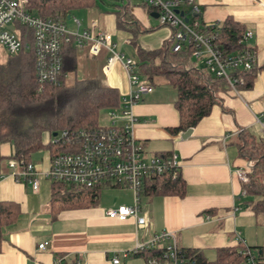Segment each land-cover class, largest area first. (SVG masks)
<instances>
[{"label":"crops","instance_id":"0c3cea01","mask_svg":"<svg viewBox=\"0 0 264 264\" xmlns=\"http://www.w3.org/2000/svg\"><path fill=\"white\" fill-rule=\"evenodd\" d=\"M195 3L199 7L197 16L200 24L220 23L231 17L251 31L252 36L247 43L255 50L257 67H261L264 63V0H195ZM125 5L129 6L135 18L136 24L133 27L142 32L134 35L129 29L120 27L131 34L130 37L123 38L124 45L131 44L135 47L139 35L165 26L158 22L156 27L149 22L146 14L157 17L144 2L141 3V8H134L130 3ZM71 17L69 15L66 19ZM93 21L96 23L95 31L108 32L116 50L124 53L110 31L98 28L97 21H88L80 29L81 23L76 20V29H88ZM112 24L114 23H109L107 28ZM117 25L119 27L118 18ZM167 28V31L160 30L159 41L152 48L138 45L146 49L159 48L171 35V28ZM147 29L150 30L145 31ZM65 46L71 47L77 66L78 59H82L85 75L96 73L110 87L115 88L121 98L128 94L130 85L125 69L118 61L107 64L109 54L105 49L94 56L87 46ZM9 56L11 55L3 48L0 49V66L7 62ZM128 57L136 60L135 48L134 56ZM152 86V92L143 93L140 100L132 106V112L137 118L133 136L143 145L146 158L177 154L180 175L186 184L185 195H142L141 214H146L148 218L144 228L137 227L134 218L118 221L106 216L109 208L130 205L134 199L130 188L125 187L121 192V188L114 185H103L101 189H112L109 192L113 199L111 202H107L108 194H101L100 191L95 206L63 210L52 219L49 212L50 181L40 175L39 187L35 191L29 183L15 178L11 168H0V174H4L0 179V201L17 202L21 208V215L16 223L5 233L0 264H55L58 258L62 259L63 264H77V260L80 264H113L114 256H118L120 260L117 264H145L141 257L133 254L124 257L122 252H131L136 243L146 242L154 234L164 230L175 232L176 243L180 248L200 249L210 260L214 257L216 248L237 246V238L241 240L240 245L248 247L252 255L254 249L257 254L261 252L260 247H263L264 252V236L258 239L257 232L253 234L258 220L245 206L248 198L234 174L236 168L247 164L239 156L235 143L239 131L248 129L256 136H259L256 131H260L262 135L257 119L264 107V71L257 72L251 88L236 86L237 92L228 87L226 91H220L217 94L220 104L214 105L210 115L192 127L191 134L185 139L180 137L182 131L177 134L169 131L179 121L173 106V92L166 87ZM3 145L0 144L1 157H5L1 155L6 150ZM8 149L10 154L6 157L12 153L11 145ZM49 164L50 158L47 165L36 168L39 172H44ZM261 220L260 225H264V218ZM44 242L47 243L45 249H39L38 245Z\"/></svg>","mask_w":264,"mask_h":264},{"label":"trees","instance_id":"16d2710c","mask_svg":"<svg viewBox=\"0 0 264 264\" xmlns=\"http://www.w3.org/2000/svg\"><path fill=\"white\" fill-rule=\"evenodd\" d=\"M95 3L96 0H25V8L35 14L63 22L74 11L90 9ZM116 13L119 27L129 29L134 35L142 32L133 27L136 21L128 5L122 6ZM19 28L20 32L24 31ZM199 31L205 35L215 34L213 45L224 56L246 48V44L241 41L246 27L231 17L216 23L214 27L202 23ZM24 43L30 44V39H24ZM70 49V46H65L62 52V71L68 77L62 79L59 85L47 84L40 90L35 78L32 48L9 56L7 62L0 66V142H9L12 147V153L6 157L7 160L30 163V155L35 151L46 149L50 157L56 151H66L68 147L65 145L43 142V135L103 126L99 123L101 111L118 110L122 107L119 92L96 73L69 81V77L77 70V59ZM192 51V45L173 51L169 40L156 49L135 45V62L139 76L151 85H155L161 78L175 90L173 106L179 121L177 126L169 128L173 134L196 126L201 119L210 115L213 106L220 104L217 94L230 88L224 79L215 77L203 64L195 60ZM259 70L264 71V63L260 68L254 63L250 70H235L233 74L239 79L236 86L251 88ZM235 143L239 156L251 163L246 172L248 180H239L244 195L248 198L245 206L255 216L264 218V135L262 133L256 136L248 129H241ZM4 158L0 156V163ZM3 175L0 174V178ZM15 178L28 183L20 177ZM185 186L180 171L172 178L169 170L147 178L139 191L140 198L142 195L183 197ZM102 188L103 186L84 188L51 181L49 212L52 219L63 210L95 206ZM20 215L21 208L17 202L0 201V251L6 231L16 223ZM177 247L191 264H246L249 257L241 252L249 248L240 244L216 248L211 260L200 249ZM260 250L261 252L253 256L264 264L263 247ZM162 252L161 248H149L131 254L141 257L146 264L147 257H159Z\"/></svg>","mask_w":264,"mask_h":264},{"label":"built area","instance_id":"2783aa9c","mask_svg":"<svg viewBox=\"0 0 264 264\" xmlns=\"http://www.w3.org/2000/svg\"><path fill=\"white\" fill-rule=\"evenodd\" d=\"M144 3L157 13V20L161 25L171 28L168 39L171 50L179 51L185 45H192V57L203 64L209 73L224 79L237 92L236 83L239 79L233 72L238 69L250 70L256 60L255 50L247 43L252 36L251 31L246 30L242 36L241 41L246 44L244 50L224 56L213 45L216 35H205L199 31L201 24L196 17L199 7L195 0H144ZM176 10L183 14L180 15ZM215 24L208 25L214 27ZM19 27L24 31L20 32ZM95 27L96 23L93 21L90 28L83 31L69 30L60 20L28 11L25 0H0V49L3 48L12 56L32 48L39 90L47 84L59 85L62 79L68 77L62 71V50L65 45L77 48L87 46L94 56L105 49L109 54L107 64L118 61L125 69L130 85V91L122 97V107L108 111V125L63 130L56 132L55 136H48L47 142L50 144H61L68 148L51 155L46 171L39 172L33 163H24L23 160L10 159L7 165L13 170L12 175L27 180L35 191L39 187L40 175L50 182L60 181L84 188L103 185L130 188L134 194L132 204L109 208L106 216L118 221L134 218L136 226L144 228L148 218L146 214H141L139 193L144 181L169 170L172 178H175L180 163L176 153L145 157L143 145L133 136L137 118L132 112V106L140 100L143 93L152 92L153 86L140 78L135 60L116 50L110 34L95 31ZM24 39H30V44L24 43ZM257 121L264 135V107ZM250 166L251 163L247 162L244 167L234 170L238 180H248L246 172ZM237 241L240 244V238ZM46 245V242L41 243L38 248L45 249ZM149 248H161L163 252L159 257H147L146 264L192 263L180 253L175 232L169 230L154 234L146 242L136 243L131 252L124 251L122 255L126 257ZM241 252L249 256L246 264H262L249 250ZM61 260L58 258L55 264H63ZM119 261L118 256L112 258L113 264ZM77 264H80L79 260Z\"/></svg>","mask_w":264,"mask_h":264},{"label":"rangeland","instance_id":"374dc122","mask_svg":"<svg viewBox=\"0 0 264 264\" xmlns=\"http://www.w3.org/2000/svg\"><path fill=\"white\" fill-rule=\"evenodd\" d=\"M144 2V0H96L95 6L93 9L91 10H85V11H76L73 13L72 17L69 19H66L65 25L69 30H75L76 29V20H79L81 25H80V29H83L87 24L88 21L91 20H95L98 23V28H103L107 31H110L112 33L113 39L119 44V48H121V50L128 56H134V46L131 44L128 45H124L123 44V38L124 37H130L131 34L126 32L125 29L118 27L117 25V14L115 13L117 10H120L122 8V6H124L127 3H130L133 5L134 8H141V3ZM147 19L149 20V22L154 25V26H158V21L157 18H155L154 16H152L151 14H146ZM109 23H114L111 26L114 25V27L112 28L111 26L108 27ZM160 30H165L167 31L168 28L165 26H161V27H157L153 32L150 33H142L141 35H139V37L137 38V43L139 45L142 46L145 45L148 48H152L153 46H155V44L158 43L159 41V37L158 35L161 33ZM90 74L85 75L83 68H82V59L79 58L78 59V66H77V70L75 72V74H72L69 77V81L73 82L74 79H81L83 77H86ZM142 79V77H140ZM159 81L154 85L155 87H166L168 90H170L171 92H173V97L175 98V92L174 89L172 87H170L169 85H167L161 78L158 79ZM99 123L103 126L108 125L110 123V119L108 117V111L103 110L100 113L99 116ZM254 131V130H253ZM256 131V130H255ZM257 135H260V131H256ZM48 140V136L46 134L43 135V141L47 142ZM1 145L3 144H10L9 142H3L1 143ZM8 145H3V148H6V150L4 149L3 152H1L2 156H8L10 154L9 151V146ZM8 149V150H7ZM50 158V154L49 151L46 149H41L38 151H35L33 153H31L30 155V159H31V163H33L35 166H39V165H47L48 163V159ZM8 160L6 158H4L1 163L0 166L2 168L6 167ZM121 189H119L121 192L124 191L125 187H119ZM112 189H103L101 191L102 193H106L107 195V202H111L113 199L110 195L109 192H111ZM117 190V189H114ZM143 199V198H142ZM144 204V202H143ZM145 205V204H144ZM256 220H258V225L255 226L254 230V235H255V231L257 232V238L259 239L260 236H264L263 233V228L264 225H260L262 222V218L260 216H256ZM254 237V236H253ZM264 241V238H263ZM253 254L256 255L257 254V250L254 249L253 250Z\"/></svg>","mask_w":264,"mask_h":264},{"label":"water","instance_id":"95a60500","mask_svg":"<svg viewBox=\"0 0 264 264\" xmlns=\"http://www.w3.org/2000/svg\"><path fill=\"white\" fill-rule=\"evenodd\" d=\"M176 11L179 12V10H176ZM179 14L182 15L183 12L180 11ZM154 15L157 17V13H156V12H154ZM9 28L12 29V26H9ZM191 132H192V128H188L186 131H184V132H182V133L180 134V137H181L182 139H185V138H187V137L191 134ZM52 135L55 136V135H56V132H53ZM150 215H151V214H150ZM150 215H149V216H150Z\"/></svg>","mask_w":264,"mask_h":264}]
</instances>
